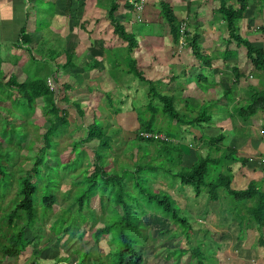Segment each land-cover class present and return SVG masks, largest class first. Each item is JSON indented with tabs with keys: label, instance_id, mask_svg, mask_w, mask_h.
Wrapping results in <instances>:
<instances>
[{
	"label": "trees",
	"instance_id": "trees-1",
	"mask_svg": "<svg viewBox=\"0 0 264 264\" xmlns=\"http://www.w3.org/2000/svg\"><path fill=\"white\" fill-rule=\"evenodd\" d=\"M215 1L219 3L216 13L225 21L230 39L246 50L247 58L253 68L264 74L263 49L255 47L243 38L237 28V23L244 19L248 11L249 0ZM261 1L264 3V0ZM125 7L134 9L128 1ZM159 7L169 36L177 49L181 41L180 27L185 21L177 18L168 3L161 1ZM118 10L117 0H110L106 18L110 22L114 36L127 44L125 57L122 58L128 66L127 74L133 76L141 85L147 86L148 92L149 104L143 110H139L140 129L135 136L138 143L144 144L141 161L134 163V172L114 167L109 162V154L106 152L111 149L110 139L105 135L102 127L90 123L87 125L85 138H82L81 142L74 141L76 145L74 144L72 153L80 154L72 162L63 164L61 155L58 154L57 158L53 156V149L60 147L59 139L66 134L65 131L57 137L58 130L69 126L68 110L60 108L57 104L58 97L66 94L67 86L60 85L58 79L53 78L55 88L51 90L48 86L50 79L47 77L30 78L24 83H19L15 77H11L5 83V78L0 73V95L6 98L15 97L12 109L6 110L4 118L0 121L1 124L5 122V125L0 127V210L4 208V218L7 220V231L0 237L2 255L0 264L4 259L17 258L32 246L33 242L26 238L27 231L31 232L38 221L43 222L44 219L54 215V206L59 202V197H62L64 206L59 216L52 217L54 230L60 231L64 224H68L71 230L75 223L85 226L92 222L96 225L103 216L106 218L104 226L97 228L92 234L98 256L92 257V252H87L80 264H87L90 260L97 264H103V260L108 264H145L142 253L148 239L145 233L148 228L145 221L149 214L168 221V225H174L177 231L175 233L167 231L169 226L162 228L160 234L158 233L163 239L156 247V258L165 262L173 261L174 264H220L218 254L225 255L227 250L211 251L203 250V245L192 246L190 237L192 226L187 218L181 216L176 200L153 187L154 177L160 172L168 176L172 182L179 180V192L193 187L194 199L206 194L211 203H219L226 197L230 203L228 212L240 221L239 228L248 231L257 229L259 244L264 248V190L261 184L255 181L249 182L245 189L232 187L234 182L232 166L240 164L244 167L249 159L238 157L235 150L222 146L225 139L223 135L215 138L204 136L201 143L194 140L195 150L198 152V149H208L207 155L198 158V161L193 162L191 166L180 163L182 168L179 172L175 171L176 173L172 171V167H169L170 158L165 156H169L172 151L180 152L178 147L184 145L180 139L172 137V134H178L177 131H180L183 125L196 128L209 123L210 117L206 110H201L196 118L184 119L176 110L174 99L163 94L158 88L161 82L156 85V82L146 77L144 70L133 58L135 50L139 48L137 38L125 29L122 21L117 17ZM261 32L264 33V25ZM196 33L194 35L187 30L182 39L191 46L193 55L198 58L203 52L198 45L199 35ZM1 96L0 100L3 99ZM63 99L66 103L69 102L66 95ZM38 100L43 101L47 114L46 127L40 136L43 139L40 146H36L37 139L28 143L29 130L26 125L27 120L34 115ZM250 100L248 108L238 112L243 119L250 118L264 109V92L252 94ZM74 106L78 115L84 118L85 113L80 109V105L75 103ZM114 110L115 113H120L117 108ZM23 111L30 112V116L20 115ZM95 120L97 121L96 118ZM31 125L39 128L37 124ZM167 127L170 130L175 128L174 133L163 132ZM259 129L264 140V124ZM143 133L166 135L172 141L158 143L146 140L142 137ZM91 141L98 142V145L93 151V158L89 160L82 146ZM77 147L81 151H78ZM24 149L26 153H34V150L36 152L32 158L33 164L24 175H21L25 170L23 171L22 168L23 162L19 164V158ZM151 150L153 156L148 157V162H143L145 157L150 156ZM214 152L221 156L213 157ZM49 160L55 161V165H49ZM223 162H227L228 167L223 168L227 172L221 170L213 173L214 167L221 166ZM65 177L72 180V189L60 194V184ZM14 184L17 186L14 198L2 207V203L11 195ZM171 184L173 186V183ZM2 191L8 194L1 197ZM95 200L99 202V213L92 207V202ZM167 234L169 235L165 239ZM106 237L110 238L108 245L114 250L102 258L98 246ZM229 238L230 236L222 233L219 240L226 241ZM183 241L186 242L183 244ZM241 245L239 242V246ZM32 250L36 257L43 251L35 247ZM235 252L236 250H233L231 253L234 255ZM61 261L59 259V262Z\"/></svg>",
	"mask_w": 264,
	"mask_h": 264
},
{
	"label": "rangeland",
	"instance_id": "rangeland-1",
	"mask_svg": "<svg viewBox=\"0 0 264 264\" xmlns=\"http://www.w3.org/2000/svg\"><path fill=\"white\" fill-rule=\"evenodd\" d=\"M89 3V6L87 5L88 13L89 8L94 9L95 0H78L77 5V11L74 15V18H70L71 20L68 21L71 24V35L72 37L70 43L71 45L75 46V50H77L78 56L75 57V60L78 64H80V69L75 68H66L65 72L63 69L62 63L65 61L64 57H62V63L58 62L59 56V44H56V42H50L49 36H50V25H51V11H49V5L51 7V0H40L38 5V10L36 9L37 15L40 16L42 26L44 27L43 33L46 35V39L44 40V55L40 56L34 51H29L30 55L32 53V56L36 61L35 66L34 63H28L26 71L29 73V78H45V75L49 73L50 68L51 70L54 67L55 64H50L48 62V58H55L56 60V68L57 70L56 77L58 78L60 85L67 86L66 90V96L69 98V102L66 103L63 97L60 95L58 97V106L63 109L68 110V122L69 126L68 128L64 127L61 130H58L56 133L57 137H60L61 133H64L66 131V134L59 139L60 147H54L53 149V156L55 158L58 157V154L62 157V163L66 164L69 161H73L74 158H76L80 153L79 152H73V146L74 141L81 142L82 138H85L86 136V130L87 125L90 123L98 125L103 128L105 135L110 139L109 145L111 146V149L106 151L109 154V162L113 164L114 167L120 168V170H130L135 171V165L134 163L137 161H141L142 152L144 151V144L138 143L135 139L136 133H138L140 129V118L139 111H131L129 109L131 106L128 104L129 99H132V101H135V103L132 104V107L134 109L136 108V105L141 106V110L144 109V107L148 104V97L145 92V90L141 89V92L134 94V98H129L130 93L127 91V96H122V91L120 89L115 90V92L109 89V85L113 84V80L117 81V72H120V76L122 74V70H125L124 74H127L128 66L122 61V58L125 57V53H123V49L125 48L126 44L121 42L117 37L110 36L109 29H106V31H101L98 27L93 30V33H90L89 23L83 24L84 19L89 20L88 18H91V14H87L85 12V3ZM149 0H146V5H144V14H141L142 23L140 25H144V17H147V21L152 20L153 16L155 18L153 19L154 22L159 23L157 25V30H154L153 27L149 28L151 24L145 25L146 29H144V26H142L139 30H137L140 34L139 40L146 42L147 44H143V49L141 50V55L143 56L144 60H147V57L149 56V52L153 51L155 49V52L160 54L157 58L150 61L152 66L150 68L153 69V67H156L154 70H160V64L163 58V51L166 49H169L170 44L169 40H172L171 37H168L169 31L167 29V25L165 21H163L162 18H158V11L160 8L158 7V3L160 4L161 0H151V5L148 4ZM163 1V0H162ZM166 0H164L165 2ZM127 0H117V4L119 7H125ZM167 2V1H166ZM110 0H99L97 2V8L100 9L101 12H103V18L106 17V11L109 8ZM122 8V9H123ZM126 8V7H125ZM153 9L155 10V14L153 12ZM124 10V9H123ZM176 10V16L179 20L182 19V14L179 12V10ZM127 11V8L126 10ZM35 12L33 11V14ZM102 14V13H101ZM122 14V13H121ZM119 16L124 15H117ZM204 21V20H202ZM85 22V21H84ZM205 22V21H204ZM216 22V21H215ZM195 20V24H196ZM44 24V25H43ZM155 26V23H154ZM41 27V26H40ZM69 27V26H68ZM196 27V25H195ZM99 29V30H98ZM207 29V28H206ZM200 29H196L197 31ZM69 31V30H68ZM67 31V32H68ZM199 31H197V35H199ZM206 32L208 30H205ZM193 32V31H192ZM194 33V35H195ZM202 35V33H200ZM102 37V42L100 38ZM162 38V44L161 46H155L156 38ZM69 38V39H70ZM168 38V39H166ZM108 46V50H111V52H105L103 51V47ZM199 47L204 51L205 54L213 57L214 55V47H208L205 45L204 41L201 40L200 43H198ZM105 49V48H104ZM163 49V51L160 52V50ZM64 51V48L62 49ZM214 51V52H213ZM218 51V50H217ZM188 52V51H187ZM186 52V53H187ZM244 52V49L240 48L239 54ZM76 54L75 52H73ZM116 54L119 59H115L118 68L111 69V73L108 72L109 77H105L106 81L104 82L102 78H104V72L103 69L99 71V67L95 68L94 62L98 61L105 64L107 66V58L113 57L114 54ZM180 54L182 53L179 52ZM186 53L184 55H186ZM189 55H193L192 51L188 52ZM23 56V54H22ZM187 56V55H186ZM29 56H27L28 58ZM153 58V57H152ZM111 59V58H110ZM25 59L16 57L15 54L11 56V63L15 64L17 61H23ZM78 60V61H77ZM109 60V58H108ZM94 61V62H93ZM64 64V63H63ZM66 64V63H65ZM64 64V65H65ZM86 64L91 66L88 69V73L86 70ZM100 64V63H99ZM141 66H145V64L141 63ZM112 68H114V64H111ZM103 68V67H101ZM73 71H72V70ZM149 69V68H148ZM150 70L146 73V77L151 80H158V73L154 70ZM158 70V71H159ZM99 73V74H98ZM201 74L200 71L195 70V75ZM187 77L190 79V74L187 73ZM126 80H123L122 82L128 83L127 86L131 85V77H125ZM199 78L201 80V76L199 75ZM163 80V79H162ZM99 83V87H97V84ZM106 85H103L105 84ZM112 83V84H111ZM117 83V82H114ZM203 84V88L200 89L201 92L207 91L209 87L206 85V82H201ZM54 84V82H53ZM141 85V84H140ZM156 85H159L158 82H156ZM145 89L147 90V86L143 85ZM161 87L158 88L166 93V86L165 83L160 85ZM125 91L127 88L125 85L121 86ZM88 89L94 90L97 89L100 93L95 92H89ZM138 96L140 99L137 98ZM110 97V99H108ZM127 98V104L124 103V106L120 104L119 99L126 101ZM134 99V100H133ZM112 101V104L110 102ZM78 103L80 105V109L84 111L85 115L84 118H81L78 115L77 109L75 108L74 104ZM114 104V105H113ZM205 104L208 107H211L212 109H219L221 105L216 103H210ZM120 107L121 110L120 114L115 113L114 107ZM191 105V104H190ZM44 103L42 101H38L35 105V112L32 118L27 120L26 125L28 126L29 130V138L28 143L30 141L36 140L37 145L40 146L42 144V138L40 137L44 133V128L46 127V118L47 114L45 112ZM181 106V105H180ZM113 108V109H112ZM202 109V108H201ZM221 109V108H220ZM139 110V109H138ZM5 114L6 110H2ZM236 111H232L231 113H235ZM12 114V113H11ZM14 114V113H13ZM27 114L30 116V112L23 111L20 115ZM225 117L229 115V111H226L224 114V111L222 113ZM119 115V116H118ZM2 116V114H1ZM3 117V116H2ZM97 119V121L95 120ZM31 124H37L39 128H35ZM1 125H5V122H0ZM175 128L168 129L164 128L163 132L167 133L170 132L173 133ZM194 133L197 137L201 134L198 129H194ZM184 135V134H183ZM187 138V137H186ZM27 143V144H28ZM194 139L190 144H192V148L187 149L184 145L181 147H178L181 151H172L169 156V167H172V171L176 173L175 171H180L182 168V165L185 166H191L193 162L198 161V158L205 157L207 155L208 150L207 149H198V152L195 150V144ZM98 142L91 141L85 143L82 148L86 151V153L89 156V160L93 158V151L95 148H97ZM78 148V147H77ZM78 151H81L80 148L77 149ZM36 150H34V153H26L25 149L22 151V155L19 158V164L21 165L23 162V173L21 175H24L27 170L31 167L33 164V156L35 154ZM150 156L145 157L143 162H148L149 158L153 156V150L150 152ZM203 153V154H202ZM197 154V158H196ZM245 154V153H244ZM219 155L214 152L215 158H217ZM149 157V158H148ZM264 157V155H263ZM262 157V158H263ZM255 158L254 163H252V166L254 167H242L240 164H235L232 166L233 174H234V182L232 184V187L235 189H245L249 182L255 181L261 184L262 189L264 190V182H261L262 179H264V164H260V161L262 159ZM148 159V160H147ZM259 159V160H258ZM182 160V162H181ZM259 162V163H258ZM55 161L49 160V165H55ZM180 163H183L182 165ZM231 164V163H230ZM263 166V167H262ZM217 167V168H216ZM213 169V173L220 172L223 170V172H227L223 168H227V162H223L221 166H216ZM173 173V174H174ZM147 174L151 175V173L147 172ZM155 178V183L153 184V187L155 189H160L163 192L171 195L177 202L179 208H180V214L181 216H184L187 218V220L191 224V245L197 246V245H203V250H252L253 246H251L254 243H257L255 247H260L258 250H260L262 247L259 244V234L257 232V229L253 231H248L246 229L239 228L240 221L238 219H235L233 215L228 212V207L230 203L227 201L226 197L221 202L211 203L208 199V196L206 194L200 196L197 199H194V188L188 187L186 188V191L179 192L180 185L178 181L172 182L171 179L168 176H164L162 172L157 175ZM71 179L69 177H65L60 184V194L63 192H68L72 189ZM173 183V186L172 184ZM16 184L13 185L12 193L9 195L5 201L2 203V207H5L13 198L16 192ZM3 190V189H2ZM8 193H4L2 191L1 197L6 196ZM62 197H59V202L56 203L54 206V215L53 218L56 216H59L63 206L64 202L62 201ZM92 207L99 213V202L95 200L92 202ZM4 208L0 210V237L2 233H5L7 230V220L4 218ZM52 217L48 219H44L43 222L38 221L36 223V226L32 228V231H27L26 238L33 242L32 246H30L26 251H24L19 258L14 259H4L2 264H80L82 257L87 252H92L93 256H98L97 249L94 244V240L92 239V234L94 230L97 228H102L105 224V216H103L100 219V222H98L96 225H94L92 222L88 223L85 226L80 225L79 223H75L76 225L71 230L68 228V224H64L62 229L54 230L52 229L53 226V219ZM52 219V221H51ZM145 224L147 225L146 234L148 236L147 243L143 247V259L145 261V264H174L173 261L171 262H165L164 260L160 258H156V247L161 242L163 237H159L158 233L162 230V228H168L167 231L170 230L171 233H175L176 227L174 225H168V221H163L159 216H154L152 214H149L147 217V221H145ZM202 229V232H201ZM71 230V231H69ZM204 231V232H203ZM264 231V230H263ZM227 234L230 236V238L226 241L219 240L220 234ZM71 234H73V237H71ZM160 234V233H159ZM169 234L165 236V239L168 237ZM150 236V237H149ZM110 241L109 237L103 238V240L100 242L98 248L100 251V256L102 258H105L106 255L114 250L113 247L109 246L108 243ZM186 241H183V244ZM227 242V243H226ZM239 242H241V246H239ZM1 243V240H0ZM226 243V244H225ZM35 247L38 250H43L44 256L40 255L41 259H38L35 255L32 254V249ZM264 250V248H262ZM261 249V250H262ZM236 254V253H235ZM232 255L229 257V259L225 260L226 264H235L240 263L238 260V254ZM59 259L62 260L59 262ZM237 259L238 261H234ZM2 260V255L0 251V261ZM64 260V261H63ZM88 261V260H87ZM87 264H97V262H92L91 260ZM103 264H108L105 260H103ZM214 264V263H211Z\"/></svg>",
	"mask_w": 264,
	"mask_h": 264
},
{
	"label": "crops",
	"instance_id": "crops-1",
	"mask_svg": "<svg viewBox=\"0 0 264 264\" xmlns=\"http://www.w3.org/2000/svg\"><path fill=\"white\" fill-rule=\"evenodd\" d=\"M39 1L40 0H0V73L5 78V83L11 77H15L19 83H24L30 79L29 73L26 71L27 64L34 63L35 65L36 61H34L35 59L31 57L32 53L30 55L29 51L32 50L40 56L44 55V48L46 46L44 45V40L46 39V35L43 33V31L45 26H42L43 22H41V18H39L40 16H38L36 12V9L38 10ZM98 1L99 0H95V8H89V13L87 11V5L89 6L90 1L85 3V12H87V14H91V18H88L89 20L84 19L81 22H83V24L89 23L90 33H93V30L98 27L101 31H106V29H109L110 36L113 37L114 34L110 22L106 17L101 19L103 17V12H101L96 6ZM127 1L131 4V2H137L138 0ZM166 1L165 3L171 5L175 13V9H177L182 14L181 21H185L188 24V32L194 34L195 32L199 31H195L197 28L200 29L199 32L202 33V35L199 33V43L201 40H203L206 46L210 48L214 47L215 52L213 51V57L205 54L203 50V55L198 58H196L194 55H189L188 52H191L192 49L186 41H184L185 46L182 50V53L177 54L179 47L175 49L172 40L166 38L169 40L168 42L170 47L164 51L163 49L160 50V52L163 51L162 53L164 60H162L160 64V70L158 68L159 71H156L154 70L156 67H153L152 69L150 68L152 65L148 63L160 56V54L155 52L154 49L153 51L149 52L147 60H144L140 52L143 49V44H147V41H140L138 36L140 33L137 31L142 26H144L143 30H145V25L147 24H151L149 28L153 27L154 30H157V25L159 23L153 21L155 16H153L152 20L149 21H147V17H144L145 24L140 25L142 22L137 20L135 7L133 10H130L126 7L127 11H125V7H122L124 10L119 7L117 15H124V17L119 16V19L122 21L125 29L129 33L134 34L137 38L139 48L135 50L133 54L134 60H136L138 66L144 70L145 75L149 69H152L158 73V80L152 81L161 82L160 85L165 83L166 93L162 92L161 90L160 91L174 99L175 108L178 112H180V116L184 119L192 120L196 118L197 113H201V110H206L208 116L210 117V122L205 123L200 127L198 126L196 128H190L187 125H183L180 131H177L178 134L173 132L174 134H172V137L180 139L184 146L189 149L192 148V144L190 143L193 139L201 143L205 137L215 138L219 135H223L225 139L222 142V146L230 148L231 150H235L238 157L249 159V162L245 167H254L252 166V163H254L253 159L260 157L262 158L264 155V140L259 129L260 126L264 124V109L259 111L256 115L246 119H243L241 116H239L238 112L248 108L251 103L250 97L252 94L264 92V74L256 71L253 68V65L247 58L246 50L243 47H239L235 41L230 39L225 21L222 19L221 15L216 13L219 8V3L217 1ZM51 3V7L49 5L48 11V13L51 11L50 13L52 16V22L49 28L51 33L49 40L50 42H56V44H59L60 57L57 60L58 62L62 63V57H64L65 61L63 63H66L65 65L62 63L64 66V72L67 67L73 68V70L75 68L80 69V64L74 61L78 54L77 50H75V46L71 45L70 43L72 37L70 38L69 35L72 33L70 31L71 24L68 22L75 17L74 15L77 11L78 0H51ZM148 4L151 5V0L148 1ZM33 11L35 12L34 14ZM153 12L154 14L156 13L154 9ZM157 13L158 18H162L161 11L159 10ZM195 20L197 22L196 24ZM263 25L264 3H262L261 0H249V8L244 19L237 23L238 32L252 45L263 49L264 51V33L261 32ZM205 30L208 31L206 32ZM168 37L170 36L168 35ZM100 40L102 42V37ZM120 41L123 42L122 40ZM154 41L155 46H161L162 38L158 37ZM107 47L108 46L104 45L102 48L103 51L111 52V50H108ZM126 47L127 44L125 48H122L124 50L123 53L126 51ZM63 48L64 51L62 50ZM240 48L244 49V52L241 54H239ZM185 53L187 56L184 55ZM13 54H15L16 57H22V59L25 60L17 61L15 64H12L11 56ZM27 56L29 57L27 58ZM114 56L108 57L109 60L107 58V66H105L103 61H93L95 68L99 67V71L103 69V73L106 72L103 75L104 78H102L104 82L106 81L105 77H109L108 72L111 73V69L118 68L115 59L118 60L119 57L117 56V58H115ZM47 59L50 64H56L55 58H48L47 56ZM68 62H70L69 65H67ZM140 62L145 64V66H141ZM55 64L53 65L54 67L52 70L49 66L50 71L45 75V78L47 77L51 81L53 78L58 79L56 77L57 72L55 71L57 68ZM111 64H114V68H112ZM90 67L91 66L86 64L87 73ZM195 70L200 71L201 74L199 75L201 76V80L199 75L194 77ZM122 71L125 72V70ZM124 72H122L121 76L120 72H117L115 75L117 76V81L113 80V84L111 83L112 85L108 84L109 89H113L114 92L115 90L120 89L122 91V96H127L126 92L128 91L130 93L129 98H134L133 95L141 92L142 89L145 90L148 97V92L145 87L140 85V83L133 76L129 74L125 75ZM187 73L190 74L189 80H187L188 78L185 77L187 76ZM127 76L131 77V85L129 86H127L128 83L122 82L123 80H126L125 77ZM35 78H37V76ZM204 81L206 82V85L209 87V89L207 91L201 92L200 89L203 88V84L201 82L204 83ZM103 85H106V83ZM123 85H125L127 88L125 91H123L124 89L121 88ZM160 85L159 88L161 87ZM56 87L58 88V86ZM97 87H99V83L97 84ZM88 90L89 92L96 91L95 93L97 94H103L101 91L98 92L97 89ZM1 98L3 99L0 100V110L12 109L15 97L13 96L12 98H6V96H1ZM138 99H140L139 96L137 101ZM119 101L121 106H124V103L127 104V98L126 101L121 99H119ZM133 103H135V101L129 99L128 104L131 106L129 108L131 111L141 110V106L139 105H136V108L134 109V107H132ZM210 103L221 105V109H212L211 107L205 105H211ZM115 108H117L121 113V110L119 109L120 107L117 106L114 107V109ZM223 111L224 114L226 111H229V115L225 117L222 114ZM232 111L236 112L231 113ZM2 118H4V113H1L0 111V121ZM175 124L176 123H173V125ZM194 129H198V131L201 133L199 137H197L194 133ZM220 156L221 155L218 157ZM262 163L264 164V157L260 161V164ZM261 182H264V179H262ZM256 245L257 243L251 245L253 246L252 250H236L235 253L238 254V260L240 263L235 262V264H264L263 247L261 248L262 250H258L260 247H255ZM231 252H233V250H227L224 253L225 255L218 254L219 263L226 264L225 260L229 259V256L233 255ZM41 255L44 256V252H42ZM38 259H41L40 256ZM238 260L235 259L234 261Z\"/></svg>",
	"mask_w": 264,
	"mask_h": 264
},
{
	"label": "built area",
	"instance_id": "built-area-1",
	"mask_svg": "<svg viewBox=\"0 0 264 264\" xmlns=\"http://www.w3.org/2000/svg\"><path fill=\"white\" fill-rule=\"evenodd\" d=\"M131 5L135 7L136 9L135 11L138 15L137 18L140 19L139 16L144 11L143 8L144 5H146V0H138L137 2H131ZM187 30H188V24L186 22H183L180 27L181 41L177 54H180L179 52H181L185 46L184 39H182V37L187 32ZM48 86L50 87L51 90L54 89V85L51 80L48 81ZM142 137L146 140H152L158 143H167L172 141L170 137L162 134L143 133Z\"/></svg>",
	"mask_w": 264,
	"mask_h": 264
},
{
	"label": "clouds",
	"instance_id": "clouds-1",
	"mask_svg": "<svg viewBox=\"0 0 264 264\" xmlns=\"http://www.w3.org/2000/svg\"><path fill=\"white\" fill-rule=\"evenodd\" d=\"M135 12H136V11H135ZM142 13H144V11H143ZM142 13H141V14H142ZM141 14H140V16H139L140 19L137 18V20H138L139 22H140V21L142 22ZM136 16H138L137 13H136Z\"/></svg>",
	"mask_w": 264,
	"mask_h": 264
}]
</instances>
